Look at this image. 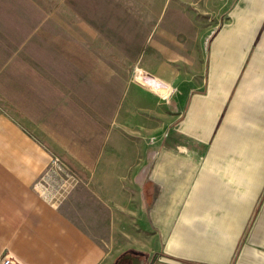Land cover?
<instances>
[{
    "label": "crops",
    "instance_id": "crops-1",
    "mask_svg": "<svg viewBox=\"0 0 264 264\" xmlns=\"http://www.w3.org/2000/svg\"><path fill=\"white\" fill-rule=\"evenodd\" d=\"M113 1L144 6L146 50L128 59L176 91L171 119L153 128L159 96L131 76L98 77L131 106L78 138L55 93L42 105L23 79L5 81L16 99L0 92V259L117 264L132 249L121 216L140 198V230L156 238L132 249L145 264H264V0ZM54 152L82 181L59 202L36 186Z\"/></svg>",
    "mask_w": 264,
    "mask_h": 264
},
{
    "label": "rangeland",
    "instance_id": "rangeland-1",
    "mask_svg": "<svg viewBox=\"0 0 264 264\" xmlns=\"http://www.w3.org/2000/svg\"><path fill=\"white\" fill-rule=\"evenodd\" d=\"M113 2L0 0V63L8 62L0 73V78H3V88H0L3 90L0 92L10 99H16L9 94L15 92L5 81L23 79L28 94H38L37 99L42 105L47 104L51 93H55L58 116L70 115L69 112L73 114L70 120L75 137L79 138L86 127L92 132L98 126L106 128L119 105L122 111L131 104L121 100V96H124L123 86H115V89L112 86L102 87L97 78H112L114 74L115 77L131 76L135 80L137 67L146 71L143 62L128 59L129 53L133 56L135 51L140 50L143 56L146 50L144 6H125L123 2V5ZM171 8L172 5L164 11L165 21L172 15ZM217 23H207L209 30ZM150 86V90L159 96L156 107L159 116L154 119L153 128H163L171 119L167 111L171 112L169 105L175 99L176 91L164 92L160 88L158 92ZM102 88H105L104 95L99 92ZM131 93L125 97L129 99ZM29 99L31 97L24 96L23 102L27 103ZM26 110L32 114L30 105ZM111 125L112 122L108 126ZM95 137L96 134L93 135ZM156 139L154 133L151 140ZM96 141L94 139L93 142ZM51 156H59L66 168L59 173L56 171V174L47 168L37 182H41L39 188L44 195L59 202L72 193L74 185L82 182L81 173L70 167L63 154L54 152ZM140 184L136 183L138 190ZM141 203L138 198L133 209L136 213L128 211L121 216L122 226L127 225L124 227L127 232L124 234L125 248L151 250L156 238L140 230L144 226L141 225L144 217L139 208Z\"/></svg>",
    "mask_w": 264,
    "mask_h": 264
},
{
    "label": "built area",
    "instance_id": "built-area-1",
    "mask_svg": "<svg viewBox=\"0 0 264 264\" xmlns=\"http://www.w3.org/2000/svg\"><path fill=\"white\" fill-rule=\"evenodd\" d=\"M147 75L151 76V74H149L148 72H146L143 68H138L137 67V72H136V76H135V81L139 82L140 84L147 86L149 88H151V86L148 83H145L142 78H146L148 77ZM150 78L155 79L153 76H151ZM52 171V173L56 174L55 172L57 171V173H59L61 170L66 168L65 163L63 162V160L59 157V156H51V160L50 163L47 167ZM48 171V170H47ZM41 185V182H37L36 186L39 188ZM0 264H22L16 257H14L11 254H5L4 256L1 257L0 259Z\"/></svg>",
    "mask_w": 264,
    "mask_h": 264
},
{
    "label": "water",
    "instance_id": "water-1",
    "mask_svg": "<svg viewBox=\"0 0 264 264\" xmlns=\"http://www.w3.org/2000/svg\"><path fill=\"white\" fill-rule=\"evenodd\" d=\"M149 162L146 165V167H149L151 164V158L148 156ZM148 187H145V190H147ZM146 258L143 255H137L132 258V262L130 264H145Z\"/></svg>",
    "mask_w": 264,
    "mask_h": 264
},
{
    "label": "flooded vegetation",
    "instance_id": "flooded-vegetation-1",
    "mask_svg": "<svg viewBox=\"0 0 264 264\" xmlns=\"http://www.w3.org/2000/svg\"><path fill=\"white\" fill-rule=\"evenodd\" d=\"M137 255H141L139 253H127L125 255H123V258L118 261L117 264H130L132 262V258L134 256H137Z\"/></svg>",
    "mask_w": 264,
    "mask_h": 264
},
{
    "label": "bare ground",
    "instance_id": "bare-ground-1",
    "mask_svg": "<svg viewBox=\"0 0 264 264\" xmlns=\"http://www.w3.org/2000/svg\"><path fill=\"white\" fill-rule=\"evenodd\" d=\"M148 77H146V78H142V80L145 82V83H148L149 85H152V87L155 89V90H158V91H160L161 89V87H160V85L159 84H157L158 83V81H157V79H153V78H150L151 76H149V75H147Z\"/></svg>",
    "mask_w": 264,
    "mask_h": 264
},
{
    "label": "trees",
    "instance_id": "trees-1",
    "mask_svg": "<svg viewBox=\"0 0 264 264\" xmlns=\"http://www.w3.org/2000/svg\"><path fill=\"white\" fill-rule=\"evenodd\" d=\"M68 164L70 165V167H71L72 169L75 170L74 166L71 165V163L68 162ZM132 252H133L132 250H128V251L125 252V254H127V253H132Z\"/></svg>",
    "mask_w": 264,
    "mask_h": 264
}]
</instances>
